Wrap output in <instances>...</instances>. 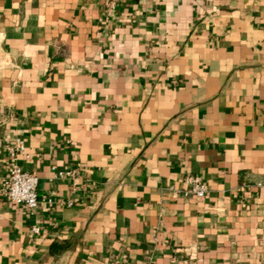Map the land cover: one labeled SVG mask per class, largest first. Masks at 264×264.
<instances>
[{
  "label": "crops",
  "instance_id": "obj_1",
  "mask_svg": "<svg viewBox=\"0 0 264 264\" xmlns=\"http://www.w3.org/2000/svg\"><path fill=\"white\" fill-rule=\"evenodd\" d=\"M108 1L0 0V264H264V0Z\"/></svg>",
  "mask_w": 264,
  "mask_h": 264
},
{
  "label": "built area",
  "instance_id": "obj_2",
  "mask_svg": "<svg viewBox=\"0 0 264 264\" xmlns=\"http://www.w3.org/2000/svg\"><path fill=\"white\" fill-rule=\"evenodd\" d=\"M121 0H109L106 3V11L116 10ZM24 153L21 142L9 149L11 166L7 177L4 180L3 197L12 205L22 207L27 213L33 214L40 206L38 197L39 179L36 175L25 172L18 164V157ZM76 175V171H57L55 178L58 180H71ZM186 187L185 196L196 200H203L207 196V186L199 177H187L184 179ZM68 202L67 206H71ZM38 228H33V234H39Z\"/></svg>",
  "mask_w": 264,
  "mask_h": 264
}]
</instances>
